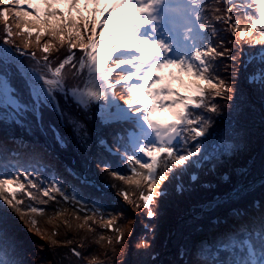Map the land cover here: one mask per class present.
I'll return each instance as SVG.
<instances>
[{
    "label": "snow or ice",
    "instance_id": "obj_1",
    "mask_svg": "<svg viewBox=\"0 0 264 264\" xmlns=\"http://www.w3.org/2000/svg\"><path fill=\"white\" fill-rule=\"evenodd\" d=\"M209 2L0 0L4 22L0 125L45 136L50 133L64 148L68 138L52 122L45 125L44 111L48 110L62 127L70 128L77 147L84 151L92 140L87 121L98 118L102 125H119L112 138L114 147L98 137L109 156L98 154L96 167L113 178L106 182L108 187L117 188V194L138 209L142 207L148 218L155 217L158 209L153 205L166 194L165 181L187 171L211 135L213 116L206 113L220 112L216 98L234 102L232 85L220 75L219 58L231 57L233 47L241 43L259 45L262 55L251 80L258 81L264 92V0H214L220 6L210 10ZM16 53L27 57V64ZM69 66L77 81L72 87L64 71ZM117 87L122 90L119 100L123 104L117 99ZM101 99L105 103L95 105L99 111L93 113L94 102ZM73 105L76 113L70 111ZM165 111L171 119L160 117ZM76 178L83 186L90 184L87 169ZM67 188L58 175L10 155L0 143V264H23L15 258V222L43 237L38 218L48 213L42 205L57 197L80 205L85 214L79 228L99 215L117 233L115 243L122 242L123 234L114 227L116 217L103 211L102 195L89 202L75 186L71 194ZM177 190L183 191V186L177 185ZM136 192L139 202L132 199ZM212 206L210 202L208 207ZM234 214L241 213L234 210ZM105 215L111 218L104 220ZM54 216H62V211L57 209ZM63 223L72 227L67 219ZM56 235L54 229L48 238L53 246L60 243L53 238ZM107 243L112 244L113 237ZM141 246L148 244L142 240ZM215 248L224 258L212 264H264V215L254 225L224 234ZM71 252L81 256L76 248ZM88 264L103 262L93 256Z\"/></svg>",
    "mask_w": 264,
    "mask_h": 264
},
{
    "label": "trees",
    "instance_id": "obj_2",
    "mask_svg": "<svg viewBox=\"0 0 264 264\" xmlns=\"http://www.w3.org/2000/svg\"><path fill=\"white\" fill-rule=\"evenodd\" d=\"M219 6L214 3V0H210L208 5L209 10ZM3 23L0 19V34L3 31ZM9 23L14 27V20L10 19ZM218 26L222 27V25ZM225 35L233 39L228 33ZM259 48V45L241 43L233 47L231 57L219 58L220 75L232 85L234 102L216 98L220 112L218 114L206 113V115L213 116V127L210 132L215 130V134L212 138L209 136L206 143L202 145L204 148L198 157V161L201 159L202 163L197 168L199 171L195 175L196 179L189 181L186 172L184 174L186 178L182 177V183L187 180L188 186L183 187V191L180 192L174 186L176 178L165 181L166 194L158 198L157 203L153 205L154 210L158 209V214L153 218H148L142 207L138 209L134 204L125 201L117 194V188L108 187L106 182H113L108 173L103 174L109 175L111 180H103L98 176L102 172L96 167L94 158L98 154L109 156L99 145L98 138L90 144L91 161L85 168H82L68 150L58 147L50 133L45 136L34 134L27 128L0 125V143L5 146L10 155L33 162L38 168L42 167L45 173L58 175L68 185L69 194L75 186L77 191L82 192L88 198L89 202L102 195L103 203L106 205L103 211L116 217L114 227L119 228L123 234L122 242L116 244L114 237L117 233L108 229L104 230L110 236L113 234V243L108 244L104 233L89 231V227L96 230L105 226L99 215L90 219L84 228H79L78 225L84 223L85 214L80 210V205L57 197L59 205L57 201L42 205L48 213L38 218L43 237L19 220L15 222L17 245L15 258L22 260L23 264H87L94 255L84 257L83 244L91 248L94 246L101 252V249L106 247L107 254L103 258L98 257L103 264H155V257L151 258L154 253H158L157 259L159 258L162 264H172L173 259H175L174 264H212L214 260L224 258L223 254L215 248V242L224 234L241 226L254 225L264 215V179L236 199L217 203L209 210L201 207L202 204L221 197L240 184L264 176V92L261 91L259 82L247 81L248 75L254 73V68L260 63L262 54ZM37 55L39 56L40 53L38 52ZM21 60L26 64L28 62L27 57H21ZM69 67H66L64 71L70 76H67L68 79L74 80ZM94 109H96L95 105ZM45 112L46 110L44 111L45 125L52 122L64 135L65 129L60 125L56 114L49 112L47 116ZM98 124L101 125V130L98 132L99 138L106 137L114 147L112 138L119 131V125L115 123L111 126L102 125L100 121ZM47 139L52 141L51 145L47 143ZM37 141H39L38 144ZM226 142L233 143L235 148L240 146L242 150L236 151L230 157L228 149L234 147H222L221 144H226ZM191 143L194 144L195 141ZM212 144L218 146V149L212 147ZM205 156L208 158L202 160ZM226 156L229 161L224 159ZM236 167H241L242 170L237 172ZM86 169L88 178L94 179L95 183L83 186L76 175L83 174ZM122 174L128 173L122 172ZM222 174H226L227 177L221 179ZM121 186L127 188L123 182ZM138 197L139 192H136L132 199L138 201ZM19 198L24 199L26 203L29 202L26 196ZM162 200L168 201L161 207ZM190 206H192V213L179 218L189 210ZM57 209L62 211V216H54ZM234 210L241 214H234ZM85 211L92 216L89 209ZM77 216L79 219L75 218ZM110 218L105 215L104 220ZM50 219L51 222H49ZM65 219L74 226L67 227L63 223ZM145 221L149 224L146 225ZM129 225L132 226L130 232L127 230ZM54 229L57 235L53 238L60 242L56 246L51 245L48 239L52 236ZM165 234L169 236L167 239H165ZM101 236L105 239L100 240ZM63 237H68L66 241H72V243L66 244ZM142 240L148 244V247H138ZM72 248L82 251L81 259H77L72 254ZM180 249L182 250L181 257L178 256Z\"/></svg>",
    "mask_w": 264,
    "mask_h": 264
},
{
    "label": "rangeland",
    "instance_id": "obj_3",
    "mask_svg": "<svg viewBox=\"0 0 264 264\" xmlns=\"http://www.w3.org/2000/svg\"><path fill=\"white\" fill-rule=\"evenodd\" d=\"M60 7H64V5H60ZM75 51H77V53H78V50H75ZM16 55L17 56H19L20 57V59H21V57H24V56H21L20 55V53H16ZM69 69H70V67H69ZM66 73V72H65ZM67 76H69V75H67ZM70 77V76H69ZM71 77H72V75H71ZM186 79V78H185ZM251 80V78L249 77L248 79H247V81L248 82H251L250 81ZM66 83H67V85L69 86V87H72V86H74L76 83H77V81L76 80H71V79H68L67 78V80H66ZM254 83H256V82H254ZM179 85H177V87H178ZM117 92H118V94H119V96H120V94H121V92H122V90H121V88H119V87H117ZM61 104L62 105H64L65 104V101L62 99L61 100ZM96 105H99V104H96ZM93 108H94V106L92 107V109H91V111L93 112V113H95V112H98V108L96 107V109H94L93 110ZM70 111H72L73 113H76V108H75V106L73 105L72 107H71V109H70ZM50 111H48V110H46V115L47 116H49L48 115V113H49ZM164 113H168V112H164ZM170 116H171V114L170 113H168ZM81 119H83V116L81 115V117H80ZM98 121H99V119L98 118H94L93 120H90V121H87L86 123H87V126H88V129H89V131L91 132V134H92V140H91V143L92 142H94V140L95 139H97L98 137H99V131L101 130V125L100 124H98ZM56 127V126H55ZM213 127V124H212V126H211V128ZM240 127H242V126H240ZM57 128V127H56ZM64 129H65V134H64V136L65 137H67L68 138V142H67V146L66 147H64L66 150H68L69 151V154L71 155H73L74 156V159H76L77 161H78V164L82 167V168H85L87 165H88V163L91 161V159H92V157H91V155H90V152H89V149L87 150V151H84V150H82V149H80V148H78L77 147V144H76V141H75V139H73L72 138V133H71V130H70V128H67V127H63ZM210 128V129H211ZM58 129V128H57ZM214 134H215V130H214V132H212L211 131V135H210V137L212 138V137H214ZM244 140V139H243ZM47 143L49 144V145H51L52 144V141L50 140V139H47ZM229 144H232V145H229ZM54 146V145H53ZM221 146L222 147H227V146H232V147H234L233 149H228V151H230V153H229V155H230V157L236 152V151H238V150H242V149H240V146L239 147H236L235 148V145L233 144V143H230V142H226V144H221ZM58 147H59V145H58ZM212 147H215V148H217L218 149V146H215V144H212ZM64 148H62V149H64ZM90 148V147H89ZM204 148V147H203ZM202 148V149H203ZM60 151V150H59ZM61 153H62V151H60ZM199 155L200 154H198L196 157H193L192 159H193V161H194V163H193V165L187 170V171H185L183 174H181V173H177L176 174V180H175V184H174V186H175V188L177 189V185H182L183 186V183H185L184 184V186L183 187H186V186H188V184H186L187 183V180H185L183 183H182V181H183V178L182 177H184V174L187 172V175H188V180L189 181H193V179H192V177L193 176H195V175H197L198 174V171H199V169H197L199 166H200V164L202 163V161H201V159L198 161V157H199ZM208 157L207 156H205V157H203L202 158V160L203 159H207ZM224 159H226L227 161H229V159L227 158V156L224 158ZM236 169V171L237 172H240L241 170H242V168L241 167H236L235 168ZM84 174H85V171L83 172ZM98 176L101 178V179H103V180H111L110 178H109V175H106V174H103V173H99L98 174ZM184 178H186V177H184ZM226 178V176L224 175V174H222V177H221V179H225ZM90 179H92V178H89V180ZM113 179V178H112ZM258 179V178H257ZM261 179H264V177L263 178H261ZM260 179V180H261ZM94 180V179H93ZM256 180V179H255ZM254 180V182L253 181H251V183L250 184H248L247 186H243L244 188L242 189L241 188V190L238 192V193H236V194H234L230 199H227V201H230V200H232V199H236V198H238L239 196H241L244 192H246V191H248V190H250L251 188H253L255 185H256V183H259L260 182V180L259 181H255ZM114 183L115 184H117V185H120L121 186V181H119V180H115L114 181ZM248 183V182H247ZM107 184V183H106ZM239 186V185H238ZM236 188V187H235ZM178 192H180L179 190H177ZM164 192H166V190H164ZM185 197H187L186 195H185ZM173 198L171 197V200H172ZM168 200H162L161 201V207L163 206V205H165V203L167 202ZM223 201H226V200H223ZM223 201H221L220 203H222ZM57 205H59V202H57ZM215 205V204H214ZM213 205V206H214ZM212 206V207H213ZM206 207H208V204H207V206ZM204 210H209V209H211V208H203ZM186 213H188L187 214V216L190 214V213H192V206H190L189 207V210L186 212ZM185 213V214H186ZM185 214H183V215H185ZM166 215H167V212H166ZM165 215V216H166ZM183 215H181V216H183ZM179 217V218H182V217ZM99 218H100V216H99ZM213 218V217H212ZM166 220V219H165ZM135 222V220L133 221V223ZM135 224V223H134ZM145 224L146 225H148L149 223L148 222H146L145 221ZM152 223H150V225H151ZM71 225H73L74 226V224L72 223ZM145 225V226H146ZM145 226H143V228H145ZM147 228V227H146ZM74 228H72V230H73ZM106 229H108V228H106L105 226H102L101 227V229L100 228H98V229H96V230H94V231H92V232H98V234L100 233V234H105L106 235V238H108V237H110V234H108L107 232H104V230H106ZM131 229H132V226L131 225H129L128 227H127V230H128V232H130L131 231ZM109 230V229H108ZM150 232H152V228H150ZM114 232V231H113ZM174 232V231H173ZM77 235H78V233L77 232H75ZM114 233H116V232H114ZM97 234V233H96ZM69 237V236H68ZM68 237H63L62 239H65L64 241H66V239L68 238ZM111 237H113V234L111 235ZM169 236H167V234H165V239H167ZM141 238H142V236H141ZM103 242V241H102ZM82 248H83V252H84V257H88L89 255H94L95 257H101V258H103L106 254H107V252H108V250H107V248L105 247V248H103V249H101L102 250V252L99 250V249H96V247H94V246H92V248H91V246L89 247V246H87L86 244H83L82 245ZM76 250L77 251H79L80 253H81V256H82V251L80 250V249H78V248H76ZM182 250L180 249V251H179V253H178V256L179 257H181L182 256ZM94 253V254H93ZM81 256L80 257H76L77 259H81ZM155 257V258H154ZM157 257H158V253H154V254H152V257L151 258H154L155 259V264H162V262H161V260H159V258L157 259ZM157 259V260H156ZM173 261V263L172 264H174L175 263V259H173L172 260Z\"/></svg>",
    "mask_w": 264,
    "mask_h": 264
},
{
    "label": "water",
    "instance_id": "obj_4",
    "mask_svg": "<svg viewBox=\"0 0 264 264\" xmlns=\"http://www.w3.org/2000/svg\"><path fill=\"white\" fill-rule=\"evenodd\" d=\"M263 177H264V176L259 177V178L256 179V180L259 181V180H260L261 178H263ZM256 180H255V181H256ZM89 181H90V183H94V180H89ZM253 182H254V181H253ZM250 183H251V181L248 182V183L240 184L239 186H237L236 188L230 190L229 192H227L226 194L222 195L221 197H218L216 200H212V201H209V202L203 204V205H202V208H209V207H206V206H207V204L209 205L210 202L212 203V205H214V204H216V203H218V202H221V201H223V200L230 199L234 194L238 193V192L241 190L240 188H242L243 186L245 187V186H247V185L250 184ZM244 187H243V188H244ZM243 188H242V189H243ZM187 214H188V213H186L185 215H183V216H181V217L187 216Z\"/></svg>",
    "mask_w": 264,
    "mask_h": 264
},
{
    "label": "bare ground",
    "instance_id": "obj_5",
    "mask_svg": "<svg viewBox=\"0 0 264 264\" xmlns=\"http://www.w3.org/2000/svg\"><path fill=\"white\" fill-rule=\"evenodd\" d=\"M112 111H114V109H112ZM161 118H167V119H171V116L168 113H160L159 114ZM243 188V187H242ZM241 189V188H240Z\"/></svg>",
    "mask_w": 264,
    "mask_h": 264
}]
</instances>
